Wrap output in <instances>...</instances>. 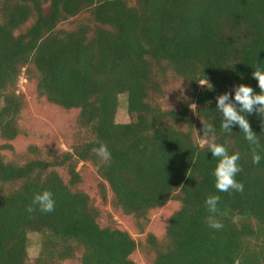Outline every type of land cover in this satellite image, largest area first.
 <instances>
[{"label":"trees","instance_id":"16d2710c","mask_svg":"<svg viewBox=\"0 0 264 264\" xmlns=\"http://www.w3.org/2000/svg\"><path fill=\"white\" fill-rule=\"evenodd\" d=\"M257 68L264 0H0V264H136V253L145 264H264V120L247 117L260 141L254 164V146L238 126L225 132L216 111L233 86L259 93ZM22 76L39 100L77 113L70 138L15 151ZM206 79L211 88L198 84ZM120 96L127 123L116 122ZM209 124L240 154L243 192L216 190L217 158L197 135ZM101 143L108 164L93 151ZM44 191L51 213L32 204ZM213 195L216 213L205 205ZM169 203L177 207L159 239L147 229ZM30 234L40 237L34 258Z\"/></svg>","mask_w":264,"mask_h":264},{"label":"clouds","instance_id":"9594fccd","mask_svg":"<svg viewBox=\"0 0 264 264\" xmlns=\"http://www.w3.org/2000/svg\"><path fill=\"white\" fill-rule=\"evenodd\" d=\"M252 78L257 82L259 93L252 87L243 84L233 86L231 92H225L216 97V111L220 114V126L225 132L232 133V126L239 127L244 139L254 146L252 162L259 164L262 159L256 151V148L260 147L259 135L252 131L247 117L255 113L261 118V121L264 120V70L257 68V70L252 71ZM198 84L205 89L212 87L207 79ZM192 105L196 108L195 104ZM200 132L202 134L197 132V135L200 137L201 147H206L207 153H210L211 157L217 158L216 166L212 172L216 190L218 192H243V183L236 179L237 174L242 171L238 163L240 154H229L224 145L216 142L215 128L212 124L202 127ZM93 151L99 158L100 164H108L111 161V153L105 144H99ZM219 200L220 197L216 195L209 196L205 200V205L210 213L217 212ZM32 204L43 213H51L55 209V200L49 191L36 194ZM26 210L31 213L36 208L29 206ZM209 226L217 230L222 227L215 220H212Z\"/></svg>","mask_w":264,"mask_h":264},{"label":"rangeland","instance_id":"374dc122","mask_svg":"<svg viewBox=\"0 0 264 264\" xmlns=\"http://www.w3.org/2000/svg\"><path fill=\"white\" fill-rule=\"evenodd\" d=\"M173 88L175 89V92H177L179 86L176 85ZM19 93L23 94L26 101V106L22 113L20 122L25 135L23 138L13 143L16 152L22 151L30 143H43L51 138L62 143L64 139L70 138L77 130L75 123L77 113H65L60 109L47 104L45 101L39 100L35 93L34 84L29 82L23 76L19 82ZM175 107H177V104H175ZM128 121L129 117L127 114L126 97L120 96L116 122L127 123ZM59 148L64 149V146ZM82 165L83 164H80L78 166V170H80ZM87 181L90 186L95 184V179H93L91 175L89 179L87 178ZM96 183H98L97 180ZM90 195L93 197L94 193L90 192ZM176 207V204L169 203L162 210L157 212L153 216L152 222L147 229V233H153L157 238L161 239L165 234L168 218ZM107 212L112 213L110 206H107L103 211V217L101 219L102 224L107 223ZM113 221L119 228L128 231L134 239L137 240L140 237L132 230L126 220L121 219L114 213ZM39 239V235H29L28 252L30 258L37 256L39 250ZM132 258L136 264H145L139 253L134 254Z\"/></svg>","mask_w":264,"mask_h":264}]
</instances>
